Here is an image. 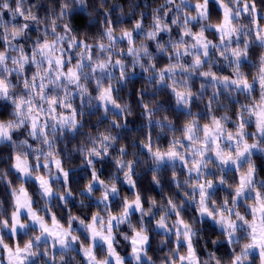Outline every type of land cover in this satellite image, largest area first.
<instances>
[{"label":"clouds","instance_id":"1","mask_svg":"<svg viewBox=\"0 0 264 264\" xmlns=\"http://www.w3.org/2000/svg\"><path fill=\"white\" fill-rule=\"evenodd\" d=\"M0 264H264V0H0Z\"/></svg>","mask_w":264,"mask_h":264}]
</instances>
